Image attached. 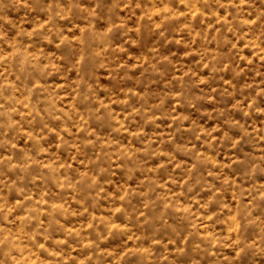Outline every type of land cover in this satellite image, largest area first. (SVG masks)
Returning <instances> with one entry per match:
<instances>
[{"label": "rangeland", "instance_id": "374dc122", "mask_svg": "<svg viewBox=\"0 0 264 264\" xmlns=\"http://www.w3.org/2000/svg\"><path fill=\"white\" fill-rule=\"evenodd\" d=\"M0 264H264V0H0Z\"/></svg>", "mask_w": 264, "mask_h": 264}]
</instances>
